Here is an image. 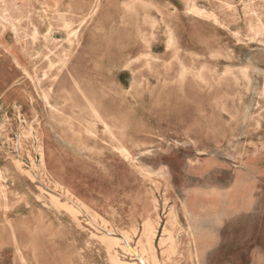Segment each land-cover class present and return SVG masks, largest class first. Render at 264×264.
Listing matches in <instances>:
<instances>
[{
  "label": "rangeland",
  "instance_id": "374dc122",
  "mask_svg": "<svg viewBox=\"0 0 264 264\" xmlns=\"http://www.w3.org/2000/svg\"><path fill=\"white\" fill-rule=\"evenodd\" d=\"M0 264H264V0H0Z\"/></svg>",
  "mask_w": 264,
  "mask_h": 264
},
{
  "label": "bare ground",
  "instance_id": "6f19581e",
  "mask_svg": "<svg viewBox=\"0 0 264 264\" xmlns=\"http://www.w3.org/2000/svg\"><path fill=\"white\" fill-rule=\"evenodd\" d=\"M188 11H190V12H192V13H196V14H203V15H205L202 11H201V9H199V8H197L194 4H191L189 7H188ZM257 65V64H256ZM92 110H93V112H94V114L98 117V118H101L100 117V115H99V113H98V111L94 108V107H92ZM102 120V119H101ZM102 122H103V124H104V127L107 129V130H109L110 131V127H109V125L106 123V122H104L103 120H102ZM30 133V132H29ZM15 140H16V138H15ZM33 142V141H32ZM121 149V151H125V149L123 148V147H121L120 148ZM32 158V157H31ZM20 159H21V157H20ZM24 160V159H23ZM37 168V167H36ZM39 168V167H38ZM39 173V172H38ZM31 180V179H30ZM43 180V179H42ZM43 183V182H42ZM45 185V184H44ZM24 194H26V193H24ZM49 195V194H48ZM60 195V194H59ZM27 196V195H26ZM52 196H54V197H56L55 195H52ZM62 196V195H61ZM50 197V196H49ZM50 199V198H49ZM29 201V200H28ZM25 203V202H24ZM74 203V205L76 206V208L75 207H72V208H70L71 209V211L73 212V213H76L77 211H79V210H81V209H83V205H81V203H79V202H76V201H74L73 202ZM64 206V205H63ZM69 206V205H68ZM61 208V207H60ZM63 210V209H62ZM83 211V210H82ZM85 213V212H84ZM81 214V213H80ZM88 216V215H87ZM75 217V216H74ZM72 218V217H71ZM91 227V226H90ZM84 229V228H83ZM102 231V230H101ZM111 231H106V230H104L103 229V231H102V236H103V238L105 239V240H107V238L109 237L108 235H109V233H110ZM108 244V243H107ZM110 245V244H109ZM109 248H110V246H109ZM141 249H143L141 252L143 253V251H144V247L143 246H141ZM117 261H119V259H117ZM116 261V262H117Z\"/></svg>",
  "mask_w": 264,
  "mask_h": 264
}]
</instances>
